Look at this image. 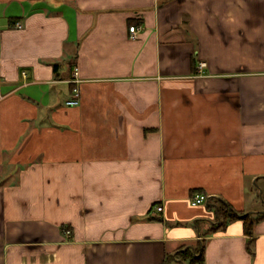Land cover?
Here are the masks:
<instances>
[{
    "label": "crops",
    "instance_id": "0c3cea01",
    "mask_svg": "<svg viewBox=\"0 0 264 264\" xmlns=\"http://www.w3.org/2000/svg\"><path fill=\"white\" fill-rule=\"evenodd\" d=\"M0 77V264H264V0H0Z\"/></svg>",
    "mask_w": 264,
    "mask_h": 264
},
{
    "label": "built area",
    "instance_id": "2783aa9c",
    "mask_svg": "<svg viewBox=\"0 0 264 264\" xmlns=\"http://www.w3.org/2000/svg\"><path fill=\"white\" fill-rule=\"evenodd\" d=\"M138 32H139V28L138 27L133 26V27L130 28V33L132 34V38H136ZM204 66H205V64L201 63L200 68H203ZM77 75H78V73H77V71H75L74 72V76H75L74 82H79ZM79 96H80L79 89L75 88L73 90L72 97L66 102L67 106H70V107L78 106L80 104V97ZM206 202H208V197L205 196V195H197L192 200V204L194 206L203 205ZM159 211H162V208H159Z\"/></svg>",
    "mask_w": 264,
    "mask_h": 264
},
{
    "label": "trees",
    "instance_id": "16d2710c",
    "mask_svg": "<svg viewBox=\"0 0 264 264\" xmlns=\"http://www.w3.org/2000/svg\"><path fill=\"white\" fill-rule=\"evenodd\" d=\"M219 212H220V215H225L227 214L228 216L232 215L231 213V210L227 207H220L219 208ZM246 225H247V222L245 221ZM251 224V223H250ZM203 256H200L197 260L196 259H193V261H196L198 262ZM169 263V260H166V262L164 264H168Z\"/></svg>",
    "mask_w": 264,
    "mask_h": 264
},
{
    "label": "rangeland",
    "instance_id": "374dc122",
    "mask_svg": "<svg viewBox=\"0 0 264 264\" xmlns=\"http://www.w3.org/2000/svg\"><path fill=\"white\" fill-rule=\"evenodd\" d=\"M256 198L258 199L259 204L262 206L260 208H264V205L262 203L263 199H262L261 191L259 192V196L257 195Z\"/></svg>",
    "mask_w": 264,
    "mask_h": 264
}]
</instances>
